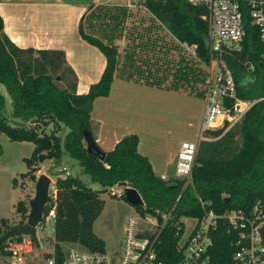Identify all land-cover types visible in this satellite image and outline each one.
Wrapping results in <instances>:
<instances>
[{"label": "trees", "instance_id": "1", "mask_svg": "<svg viewBox=\"0 0 264 264\" xmlns=\"http://www.w3.org/2000/svg\"><path fill=\"white\" fill-rule=\"evenodd\" d=\"M237 1L243 12L246 36L239 49L225 52L222 58L233 73L238 95L243 99L259 100L264 97L259 31L252 25L245 0ZM133 4L137 2L134 0ZM142 7L151 14V25L166 29L174 43L195 47L197 58L204 64L210 63L206 7H194L187 0H144ZM129 14V9L123 6H92L82 17L79 28L82 38L97 47L107 59L101 80L83 96L77 93V77L67 65L64 52L18 48L6 36L0 16V84L11 99L13 118L22 121L16 125L11 123L7 117V98L0 93V133L13 142L34 144L32 156L25 159L29 171L22 175L23 178L36 181L40 165L46 161H53L60 168L65 152L102 188L93 191L77 177L57 176L54 239L59 255L62 252L58 245L62 243L79 244L95 252L105 250L106 244L95 234L94 224L105 208L101 195L110 193L118 184L140 193L145 205L137 208L138 213L154 216L159 213L160 216L172 211V219L162 234L160 250L163 261L171 264L177 260L178 221L201 219L210 211L222 215L232 210H248L256 201L264 200V100L258 102L234 129L226 133L224 129L206 132L215 140L200 144L192 184L185 189L184 181L177 178L164 181L155 174L148 158L138 150L137 135L123 138L110 152L102 151L104 161L90 155L85 132H92L91 114L83 109L89 100L108 97L116 76L164 88V77L158 76L157 69L149 70L144 44L136 45L131 41L123 58L121 56L116 43L125 37ZM100 34L101 37L97 36ZM179 63L181 66L173 72L174 82L166 89L194 94V89L204 82L203 72L198 73L199 70L183 58L177 66ZM58 83H63L64 88H59ZM65 127L69 132L63 138ZM13 184L14 187L18 185L17 179ZM29 207L25 199L18 202L16 212L22 218L19 224L27 222ZM48 211L46 207L45 214ZM181 226L183 233L184 225ZM12 228L9 219L0 218V240ZM228 231L229 225L220 222L212 248L216 264H226L231 259L233 248ZM3 247L0 245V251Z\"/></svg>", "mask_w": 264, "mask_h": 264}, {"label": "built area", "instance_id": "2", "mask_svg": "<svg viewBox=\"0 0 264 264\" xmlns=\"http://www.w3.org/2000/svg\"><path fill=\"white\" fill-rule=\"evenodd\" d=\"M194 7L204 6L208 9L209 33L207 36L210 52V63L204 64L208 71L207 84L202 88L205 109L200 132L195 142H183L175 161V175L184 181V189L192 184L194 167L200 144L213 141L208 137V130L224 129L225 133L241 124L246 114L259 100L243 99L238 95L237 84L232 71L223 60L225 52L241 47L246 36L243 12L237 0H187ZM252 25L259 31L262 45V62L264 65V0H245ZM136 7L133 1L130 8ZM183 46V45H182ZM188 51L196 56L194 47ZM197 57V56H196ZM71 176L67 169H61ZM162 180H169L162 177ZM127 187L114 185L110 194L116 199H124ZM49 207L43 214L39 228L50 221H56L58 205V186L51 180L49 187ZM181 199L178 197L177 202ZM202 204L203 201L200 199ZM172 219V211L168 214H138L128 219L121 248L119 251H90L85 248L59 255L57 251L45 254L42 261L36 264H167L160 255L162 234ZM185 220H191L189 224ZM220 222L229 225L228 236L231 238L233 253L226 264H264V200H258L248 210H232L219 215L214 211L206 212L204 217L183 218L176 223L179 237L177 260L171 264H216L213 260L212 248L215 234ZM183 233L182 231V226ZM38 228V229H39ZM37 229V232H38ZM0 255L7 257L8 264H33L31 254L40 247L38 239L31 236H19L7 241Z\"/></svg>", "mask_w": 264, "mask_h": 264}, {"label": "crops", "instance_id": "3", "mask_svg": "<svg viewBox=\"0 0 264 264\" xmlns=\"http://www.w3.org/2000/svg\"><path fill=\"white\" fill-rule=\"evenodd\" d=\"M131 2L0 0V16L4 20L6 36L18 48L64 52L67 65L77 77V93L83 96L101 80L107 59L97 47L82 38L79 30L82 17L92 6H130ZM58 86L64 88L63 83ZM200 86L194 89V94H189L116 76L109 96L92 101L90 114L94 139L107 153L123 138L137 135L138 150L148 158L155 174L174 179L176 175L172 174H175V161L182 143L195 142L200 132L205 109ZM2 95L9 103L8 94ZM196 103L204 109H197ZM66 162L63 160L62 164Z\"/></svg>", "mask_w": 264, "mask_h": 264}, {"label": "rangeland", "instance_id": "4", "mask_svg": "<svg viewBox=\"0 0 264 264\" xmlns=\"http://www.w3.org/2000/svg\"><path fill=\"white\" fill-rule=\"evenodd\" d=\"M135 1L137 2L136 7L130 8L127 5L123 6L129 9L130 14L129 19L126 21L125 37L122 41H117L116 43L120 47L121 56H124L125 48L129 44H132L130 43L131 41H135L136 45L138 43L144 44L145 48H147L145 58L150 62L149 70L153 71L157 69L158 76L162 79L164 77L165 81L162 85L164 88L172 86L174 82L173 72L176 67L179 69L181 65L179 63L177 66V63L183 58L190 65L198 69V73L203 72L201 73L204 82L200 86V90H202L204 84H207L206 80L208 75V71L204 68V63L188 51L189 46L187 44H182V46L181 44L174 43V40L166 29L161 26L151 25V14L142 7L144 0ZM158 27H161V29ZM87 31L90 33L89 29ZM101 35L97 36L101 37ZM144 68L147 69V67ZM147 73L149 74V72ZM263 75L264 71L261 72L260 78H263ZM251 77L255 79V76ZM0 93H7L5 87L1 84ZM9 101L7 117L12 121L11 123L13 125L22 123L21 120L13 118L10 98ZM196 105L197 109H204L203 105L201 106L198 103ZM68 132L69 129L65 127L62 137L64 138ZM34 149L35 146L32 143L13 142L7 135L0 133V218L9 219L12 227L18 225L22 219L16 212L18 202L25 199L29 204L35 198L37 182L40 175H47L55 182L57 176L66 175V172H61L60 168L70 167V170L67 168L69 173L73 177L79 178L88 188L93 191H100L102 189L99 184L92 182L91 178L84 173L78 162L70 159L65 152L64 162L69 161V163L66 162L58 168L53 161H46L40 165L41 174H37L36 181L30 178H23L22 175L29 171L25 159L32 156ZM72 164L74 167H71ZM172 175L174 176L175 174L173 173ZM15 179L18 182L16 187L13 184ZM22 183L23 185L21 187ZM101 197L105 201V208L94 224V232L105 242V248L108 252L119 251L128 219L131 217L136 218L139 213L137 208L129 204L125 199L113 198L108 192L102 194ZM185 221L187 224L192 222L191 220ZM54 235V221H50L45 227L38 229L37 239L40 242V247L31 254L33 264H36L39 260L42 261L45 254H52L56 251L57 244ZM58 246L66 254L83 249L79 244L62 243ZM0 264H8L5 255H0Z\"/></svg>", "mask_w": 264, "mask_h": 264}, {"label": "water", "instance_id": "5", "mask_svg": "<svg viewBox=\"0 0 264 264\" xmlns=\"http://www.w3.org/2000/svg\"><path fill=\"white\" fill-rule=\"evenodd\" d=\"M264 66V65H263ZM250 68V65H248ZM83 109L91 112L92 101L89 100ZM85 143L87 151L90 155L97 157L100 161H104L105 154L98 146L92 132H85ZM51 179L47 175H40L35 198L30 201V213L27 222L24 225L18 224L14 226L4 237L0 240V245L7 243L10 239L19 236H31L33 239H37V229L41 226L43 221V214L46 210V206L49 203V187ZM124 199L136 208L144 207V200L140 193L134 188H127L125 190Z\"/></svg>", "mask_w": 264, "mask_h": 264}]
</instances>
